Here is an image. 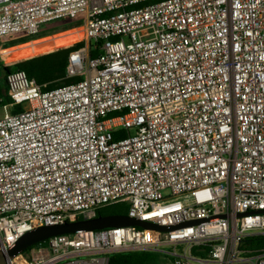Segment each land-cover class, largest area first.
Returning a JSON list of instances; mask_svg holds the SVG:
<instances>
[{
	"label": "built area",
	"instance_id": "built-area-1",
	"mask_svg": "<svg viewBox=\"0 0 264 264\" xmlns=\"http://www.w3.org/2000/svg\"><path fill=\"white\" fill-rule=\"evenodd\" d=\"M78 17L84 45L66 70L80 81L44 91L7 75L0 249L120 203L175 229L58 235L5 264H108L180 245L172 264H264V249L245 247L264 237V0H0V61L6 40Z\"/></svg>",
	"mask_w": 264,
	"mask_h": 264
},
{
	"label": "trees",
	"instance_id": "trees-1",
	"mask_svg": "<svg viewBox=\"0 0 264 264\" xmlns=\"http://www.w3.org/2000/svg\"><path fill=\"white\" fill-rule=\"evenodd\" d=\"M73 28H66L62 31L54 32L51 34H39L35 38H14L8 39L1 44L2 50H7L19 45L26 44L32 40H38L44 37L55 35L61 32L71 30ZM83 43H78L73 47L65 46L57 48L54 52L39 54L35 57L28 59H20L12 64L6 65L3 61H0V108L11 105L12 100L8 96L7 87V75L15 71H24L29 79L34 80L39 84L44 91L54 90L63 85H69L80 81L81 77L69 78L67 76L68 58L71 52L82 47ZM70 47V48H68ZM62 49V50H59ZM100 54L99 50L91 51V57L95 58ZM22 109L21 106H14L12 113H17ZM126 137L125 133H117L115 140ZM106 215H122L128 216V211L121 208L119 205H115L99 211L97 216ZM47 241L40 243L46 244ZM37 244V245H40ZM35 245V246H37ZM33 246V247H35ZM31 247V248H33ZM245 247L251 250L264 249V237H250L245 241ZM29 248L27 251H29ZM195 252V251H194ZM148 252L132 251V252H120L114 253L109 256L108 264H150L152 262Z\"/></svg>",
	"mask_w": 264,
	"mask_h": 264
},
{
	"label": "rangeland",
	"instance_id": "rangeland-1",
	"mask_svg": "<svg viewBox=\"0 0 264 264\" xmlns=\"http://www.w3.org/2000/svg\"><path fill=\"white\" fill-rule=\"evenodd\" d=\"M83 23H84L83 17H78L75 20L70 18H65L60 21H55L45 24L41 28V33L43 34H51L54 32L62 31L66 28H73V29L55 35H51L49 36L52 37L50 39L44 38L45 40H36V42L33 44H24L22 46L13 48L11 50H7L6 55H4L3 58L5 59V62H8V64H12L20 59L32 58L39 54L58 51V50H54L57 48L70 46V45H72L70 47H73L76 44L84 41L83 40L84 35L81 26L83 25ZM8 110L11 111L10 108ZM4 113H5V109L0 108V118L4 115ZM117 133H122V132L120 130H117L116 134ZM117 205H119L121 208L129 212L130 206L127 203H120ZM183 248L184 245H180L178 247H174V246L158 247L155 251L148 252L150 253L149 256L152 260L150 264H172L173 257L171 256V254L174 251H176L177 253H181Z\"/></svg>",
	"mask_w": 264,
	"mask_h": 264
},
{
	"label": "water",
	"instance_id": "water-1",
	"mask_svg": "<svg viewBox=\"0 0 264 264\" xmlns=\"http://www.w3.org/2000/svg\"><path fill=\"white\" fill-rule=\"evenodd\" d=\"M201 222V220H197L189 224H198ZM120 227H140L160 232H169L175 229V227H161L122 215L97 216L92 219L76 220L61 225L44 226L27 232L7 252L0 249V264H5L8 258H13L24 253L29 248L58 235H73L85 231H101Z\"/></svg>",
	"mask_w": 264,
	"mask_h": 264
},
{
	"label": "crops",
	"instance_id": "crops-1",
	"mask_svg": "<svg viewBox=\"0 0 264 264\" xmlns=\"http://www.w3.org/2000/svg\"><path fill=\"white\" fill-rule=\"evenodd\" d=\"M45 38V37H44ZM41 39H43V38H41ZM41 39H38V40H41ZM24 45V44H23ZM19 46H22V45H19ZM19 46H16V47H19ZM16 47H13V48H16ZM13 48H10V49H7V50H11V49H13ZM28 59V58H27ZM3 62L6 64V65H9L8 64V62H5V59L3 60Z\"/></svg>",
	"mask_w": 264,
	"mask_h": 264
}]
</instances>
